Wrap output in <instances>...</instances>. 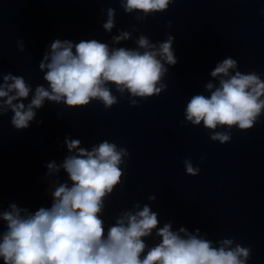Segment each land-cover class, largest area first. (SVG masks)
Returning <instances> with one entry per match:
<instances>
[{
    "label": "water",
    "instance_id": "95a60500",
    "mask_svg": "<svg viewBox=\"0 0 264 264\" xmlns=\"http://www.w3.org/2000/svg\"><path fill=\"white\" fill-rule=\"evenodd\" d=\"M108 8L116 10L112 33L102 26ZM137 15L142 13H126L118 0H0V71L23 76L33 89L47 83L39 63L55 39H97L110 47L135 48L141 34L153 42L172 35L178 59L166 65L167 89L146 100L135 98L136 106L130 94L121 96L110 85L119 100L111 108L96 100L82 108L46 101L23 130L12 126L13 113L0 118L4 208L10 203L33 211L50 207L49 183L57 177L46 176V165L59 164L69 154L66 136L89 149L108 140L127 148L129 156L121 165L123 183L105 201L106 228L122 210L147 203L159 213L161 227L171 221L174 230L199 228L217 247L221 239H234L251 248L247 264H264V114L247 131L234 127L227 144L211 140L203 124L185 120L190 98L209 95L204 85L218 83L210 73L224 58L236 59L241 72L254 71L264 79V0H175L145 20ZM120 30L133 38L113 45L111 38ZM186 159L200 169L198 175L187 174ZM59 179L68 180L63 170ZM151 195L157 199L149 201ZM159 239L153 233L145 242L151 247Z\"/></svg>",
    "mask_w": 264,
    "mask_h": 264
},
{
    "label": "clouds",
    "instance_id": "9594fccd",
    "mask_svg": "<svg viewBox=\"0 0 264 264\" xmlns=\"http://www.w3.org/2000/svg\"><path fill=\"white\" fill-rule=\"evenodd\" d=\"M118 2L126 13H142L135 18L145 20L166 11L175 0ZM106 13L102 26L112 33L116 10L108 8ZM132 38V32L120 30L111 43L120 45ZM174 42L172 35L153 42L143 34L135 40V48L110 47L97 39H55L39 63L46 85L33 89L23 76L0 71V118L13 113L12 126L23 130L30 127L46 101L82 108L96 100L111 108L119 100L110 85H115L121 96L130 94V103L136 106L135 98L146 100L167 89L163 82L169 71L166 65L178 63ZM18 47L25 50L22 41ZM210 75L218 83L204 85L209 95L190 98L185 120L193 126L203 124L210 130L211 140L227 144L234 127L247 131L264 114V79L254 71L241 72L238 61L230 56L218 62ZM64 145L69 154L63 161L46 165V176L57 177L49 183L50 207L33 211L10 203L5 209L0 195V222L5 225L0 228L3 264H247L250 247L228 238L217 241V247L199 228L194 232L184 226L174 230L171 221L161 227L159 213L147 203L136 202L131 209L122 210L106 228L102 219L105 201L123 183L121 165L129 156L127 148L104 140L89 149L80 139L68 136ZM184 165L187 174H199L200 169L190 159ZM61 170L67 181H60ZM148 199L155 201L157 197ZM153 233L160 239L149 247L145 240Z\"/></svg>",
    "mask_w": 264,
    "mask_h": 264
}]
</instances>
